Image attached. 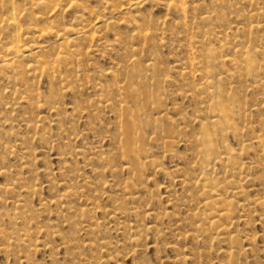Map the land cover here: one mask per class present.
I'll return each mask as SVG.
<instances>
[{"label":"rangeland","instance_id":"obj_1","mask_svg":"<svg viewBox=\"0 0 264 264\" xmlns=\"http://www.w3.org/2000/svg\"><path fill=\"white\" fill-rule=\"evenodd\" d=\"M104 1L97 0L93 4L97 13L84 22H91L93 27L97 21H109L112 3L108 0ZM117 1L126 6L127 3L137 0ZM185 1L186 11L181 13L167 6L170 0H143L139 7L126 13H117V11V14L113 15L114 20L118 22L115 30L112 27H106L105 23L100 27L97 25L92 28L97 30L96 33L103 38L98 43L93 42L91 48L87 46V43L85 44L84 52L82 51L83 54L88 53L86 56L84 54L85 57L82 52L76 54L78 52H75V47L69 46V49H63L56 45L51 50L54 51L53 58L61 57V60L55 62L57 71L55 73L58 74L59 70L63 73L68 69L73 71V75L79 76L71 79L73 82L67 83L66 86H62L66 80L57 78L52 85L47 76L33 74H28V82L34 84L31 91L25 90L18 81L11 80L9 84L7 80H0V185L20 183V186L14 187L13 190L0 193V264H28V262L29 264H264V207L252 204L255 198L264 197V82L260 87H252V77L238 76L236 69H234L235 73L232 69V73L227 75L224 72L226 67L208 66L204 58L208 49H214L216 54L220 53L219 41L214 37L221 35V32L227 33L226 46L229 47L235 46L238 41L243 42L245 47L260 44L264 30L251 34L248 29L250 24L264 21V0H251V5L246 0ZM200 1H202L201 4H199ZM258 8L259 12L256 10ZM253 11L257 13V16L250 17L248 14H252ZM132 17L139 19L136 22L148 34L149 39H145L144 36L141 38L132 36L137 27L136 23L131 22ZM205 17L207 19H203ZM192 18L195 19L192 20ZM226 29L228 31H225ZM231 36L235 40H232ZM203 38H208L209 47L205 44L194 49L192 47L194 42ZM113 39H116L115 42ZM46 40L51 43L49 44L51 47L56 44L53 37ZM109 40L110 43H108ZM40 41L42 39H39L36 44ZM194 50L196 53H193ZM193 55L203 60L204 68L191 70L190 60L194 57ZM263 56L264 54L259 57L260 61L264 59ZM199 59H196L195 63ZM135 60L138 62L137 67ZM61 63L64 64L60 66ZM148 63H151V66ZM176 66L178 69L175 68ZM135 68L137 70L133 86L138 88L139 92L146 90L147 87H153L154 75L157 78L160 76L163 81L165 79L159 89L165 108L169 106L165 119H160L161 124H168L166 125L169 127L168 133L160 135L153 125L145 127L146 138L140 155L143 163L140 170L141 177L136 176L134 170H127L128 161L121 157L119 149L122 141L119 111L124 106L120 93L123 92L125 81ZM108 71H112L113 76L106 75ZM208 74L214 75L218 89L219 87L222 89V96L217 95L213 98L210 91L201 86L202 78ZM220 78H222L221 82H219ZM75 79L79 80L78 83ZM99 82L106 83L105 85L116 83L112 99L114 95L115 97L117 95L116 101L119 103L113 99L112 105L103 104L102 108L93 105L100 96L96 89ZM52 88L58 90H56L55 100L49 97L52 95ZM241 89L243 90L240 91ZM229 94L233 96L232 102H230ZM225 96L228 98L226 99ZM217 100L230 103L232 115L235 116L236 132L233 129L222 130L211 123L213 109L210 104L211 101ZM76 102L80 105H76ZM92 115L94 118L91 117ZM158 116L155 111L154 114L149 115V118L154 122ZM239 117L244 119L239 120ZM143 118L148 117L143 116ZM201 123L214 126L212 129L216 132L215 142L221 152H224L226 148L235 150L234 159L238 163L236 168H232L226 156L223 155L222 161L213 163L215 171L202 172L206 159L195 140L200 136ZM259 134L263 137L262 144L256 142L254 138ZM166 140H169L171 144L165 145ZM92 145L96 150H102L98 151L101 153V158L92 157L90 153L87 157L79 154L84 147H93ZM24 151H28V155L24 154ZM66 158L72 159L71 162L66 161ZM65 162L67 163L64 164ZM116 166L118 167L115 168ZM120 166L123 168L121 169ZM88 180L92 181L88 182ZM83 181L89 183V187H83L85 195L78 199L71 198L72 201L69 199L61 206L56 203V195L65 192L66 184L70 187L71 183L73 187L77 182L79 183L76 184L77 186L83 185ZM210 184H215L217 189L210 190ZM102 185L104 188L101 187ZM90 189L92 190L88 191ZM139 191L143 194L140 195ZM238 191L241 192L238 193ZM140 197L142 199H139ZM246 200L247 207L244 204ZM47 201H52V206ZM138 201L139 203H136ZM206 201H211V204L206 205ZM238 202H240L239 206ZM213 203L219 208H227L230 218H215L214 225L210 223V218L205 219L211 215ZM146 209L147 211L144 212ZM250 209L252 211H249ZM86 225H90L91 230L85 231ZM149 226L153 227V230L147 231L146 227ZM223 227H225V233L220 234V229ZM79 231L82 233L79 234ZM25 232L30 235V241L26 244L22 240ZM53 237H55L54 240ZM247 237H254L255 241L248 242ZM19 242L24 244L21 245ZM72 242L74 246H71Z\"/></svg>","mask_w":264,"mask_h":264},{"label":"bare ground","instance_id":"obj_2","mask_svg":"<svg viewBox=\"0 0 264 264\" xmlns=\"http://www.w3.org/2000/svg\"><path fill=\"white\" fill-rule=\"evenodd\" d=\"M97 0H0V80H7L8 83L11 82V80H15L18 81V84L21 85L23 88H25V90L27 91H31L33 88V85L30 84L29 81V76L28 74H33L36 76H47L50 81L51 84L53 85V83H55L56 79L58 78L59 80H66V83L63 84L62 86H66L67 83H71L73 81H71V79L73 78H78V75H73V71H69L68 69L61 73V71H58V74L55 73L56 71V65L55 62H59L61 60V57H57V58H53L54 56V51L52 52L51 50H53L52 48L56 47V45L58 46V48H63V49H67L69 46L75 47V52H78L76 54H80L84 47H86V43L87 46H89L91 48V44L93 42L98 43L100 40H102V36L99 33H96L97 30H93L92 28H95L97 25V27H100V25L104 24L106 25V27L108 28H113L114 30L116 29V27H118V22H116V20H114V16L117 13H126V11H130L134 8L139 7L142 3L143 0H137V1H133L130 3H127L128 5H122L120 4L117 0H108L109 2L112 3L111 7V17H108L109 21H97L95 26L92 27L91 22H84V21H88L86 19H91L92 17H94L96 15V11L93 8V4L96 2ZM107 1V0H105ZM104 1V2H105ZM149 1V0H148ZM153 1V0H151ZM168 1V0H167ZM185 0H170V2L167 4V6L170 9H174L178 12H185L186 9L184 7ZM202 1L199 2V4H201ZM241 2V1H240ZM245 2V1H244ZM246 2L251 5V0H246ZM163 3V2H162ZM254 4V3H253ZM252 4V7H253ZM160 5V4H159ZM189 5V4H188ZM162 6V5H161ZM221 6V5H219ZM257 6V5H256ZM193 7V5H192ZM195 8V7H194ZM193 8V9H194ZM264 8V7H263ZM191 9V8H189ZM188 9V10H189ZM195 10V9H194ZM211 10H215V8H211ZM259 12V8L256 9ZM118 11V12H117ZM221 11V10H220ZM117 12V13H116ZM210 12V11H209ZM262 12V11H261ZM115 13V14H114ZM129 13V12H128ZM135 13V12H134ZM169 13V12H168ZM245 13V12H244ZM109 14V13H108ZM220 14V13H219ZM246 14V13H245ZM114 15V16H113ZM142 15V14H140ZM230 15V14H228ZM250 17L251 16H257V13L255 11H253L252 14H248ZM259 15V14H258ZM189 16V15H188ZM247 16V17H249ZM137 17V16H136ZM136 17H132L131 18V22H134L137 24V20H139ZM201 17V16H200ZM221 17V15L219 16V18ZM147 18V17H146ZM199 18V16H198ZM243 18V17H242ZM85 19V20H84ZM149 19V17H148ZM167 19V18H166ZM195 19V18H194ZM192 18V20H194ZM203 19H207V17L203 18ZM224 19V18H223ZM249 19V18H247ZM144 22V19H142ZM181 20V19H180ZM222 20V18H221ZM225 20V19H224ZM229 20V19H228ZM250 20V19H249ZM150 21V20H149ZM167 21V20H166ZM196 21V20H195ZM248 21V20H246ZM140 22H142L140 20ZM193 22V21H192ZM200 23L202 22L201 20L199 21ZM249 22V21H248ZM256 22V21H255ZM264 22V21H263ZM261 22H257L255 24H250L249 25V33L253 34L255 32L264 30V23ZM122 23V22H121ZM146 23V21H145ZM144 23V24H145ZM152 22H150L151 24ZM166 23V22H165ZM246 23V22H245ZM123 24V23H122ZM143 24V25H144ZM149 24V25H150ZM153 24V23H152ZM162 24V23H161ZM160 24V25H161ZM202 24V23H201ZM231 24V23H230ZM243 24V23H242ZM148 26V25H147ZM226 26V25H225ZM224 26V27H225ZM151 28V26H149ZM149 27H147L149 29ZM159 27V25H158ZM161 27V26H160ZM163 27V26H162ZM227 27V26H226ZM236 27V26H235ZM248 27V26H247ZM144 28V27H143ZM156 29V28H155ZM159 29V28H158ZM161 29V28H160ZM202 29V28H201ZM199 30V28H198ZM117 31V30H116ZM132 31V30H131ZM149 31H151L149 29ZM169 31V30H168ZM225 31H228L227 29ZM105 32V31H104ZM125 32V31H124ZM221 35H216L214 38H216L217 41H219L220 44V53L216 54V51H214V49H208L209 45H207V40L208 38H203L201 40L195 41L194 45H192V47L195 49L196 48H200L202 46H204L205 44L208 46V52L205 55V59L207 60L208 66H219V67H226L227 69L224 70V72L229 75L231 72V70L236 69L238 71V76H243V75H248L250 77H252L251 79V86H257L260 87L262 86L263 82H264V72H262V69H264V59H262V61H260L259 57L261 55L264 54V36L262 38V42L258 45H252V46H244V43L241 41H238L235 43V46H226V44H228L227 38L228 35L226 32H221ZM231 33V31H230ZM248 33V34H249ZM112 34V33H111ZM119 35V33H117ZM116 34V35H117ZM123 34V31H122ZM155 34V33H154ZM207 34V33H205ZM204 34V36H205ZM224 34V35H223ZM148 34H146V32L141 28L140 25L137 24L136 27V31L133 33V37L134 38H141L142 36L145 37V39H149V37L147 36ZM168 35V34H167ZM250 35V34H249ZM121 36V35H120ZM208 36V34L206 35ZM242 36V35H241ZM248 36V35H247ZM246 36V37H247ZM54 38L55 39V43L53 44L51 47L49 44V41L46 40L50 38ZM232 37V36H231ZM245 37V36H244ZM250 37V36H249ZM248 37V41L249 40ZM130 38V37H129ZM186 38V37H185ZM235 38V37H234ZM243 38V37H242ZM42 39V41L38 42L36 44V42ZM157 39V38H156ZM232 40L233 37L231 38ZM261 39V38H260ZM116 39H113V41ZM143 40V38H142ZM112 41V40H111ZM118 41V38H117ZM131 41V40H130ZM148 41V40H147ZM260 41V40H259ZM115 42V41H114ZM121 42V41H120ZM127 42V41H126ZM125 42V43H126ZM110 43V40L109 42ZM127 43H130L129 41ZM149 43V42H148ZM190 43V42H189ZM249 43V42H248ZM246 43V44H248ZM107 44V43H106ZM159 44V43H158ZM196 44V46H195ZM257 44V43H256ZM109 45V44H108ZM114 45L116 46V44L114 43ZM149 45L152 46V44L149 43ZM162 46V44H160ZM150 46V47H151ZM159 46V45H158ZM167 46V45H166ZM93 47V46H92ZM141 47V46H140ZM191 47V46H190ZM56 48V49H58ZM69 49V48H68ZM114 49V48H113ZM149 49V48H147ZM71 50V48H70ZM70 50L68 52H70ZM127 50V49H126ZM129 50H131L129 48ZM150 50V49H149ZM148 50V51H149ZM156 50V49H155ZM58 51V50H57ZM89 51V50H88ZM96 51V50H95ZM102 51V50H100ZM104 51V50H103ZM141 51V49H140ZM147 51V50H146ZM56 52V50H55ZM84 52V51H83ZM82 52V54H83ZM131 52V51H130ZM64 53V52H63ZM87 53V52H86ZM86 53L85 56H86ZM193 53H196V50L193 51ZM198 53V51H197ZM56 54V53H55ZM70 54V53H68ZM83 54V57H85ZM88 54V53H87ZM96 54V53H95ZM120 54V53H119ZM129 54V53H128ZM57 55V54H56ZM139 55V54H138ZM189 55V54H187ZM203 55V54H202ZM201 55V56H202ZM59 56V55H58ZM149 56V55H148ZM194 56V55H193ZM74 57V56H73ZM264 57V56H263ZM119 58V57H118ZM190 58V57H189ZM76 59V58H74ZM121 59V58H120ZM199 59V56H194L191 58L190 62H191V70H194L196 68H204V66L202 64H204L203 60H198V62L195 63V60ZM74 61V60H73ZM126 61V60H125ZM142 61V60H141ZM122 63V62H121ZM127 63V62H126ZM125 63V64H126ZM145 63V62H143ZM155 63V62H154ZM64 63H61L60 66H62ZM76 64V63H75ZM87 64V63H86ZM85 64V65H86ZM115 64V63H114ZM123 64V63H122ZM189 64V63H188ZM59 65V63H58ZM70 65V64H69ZM129 66V64H127ZM135 65L136 67L138 66V62L135 60ZM149 66H151V63H148ZM76 66V65H75ZM126 66V65H125ZM159 66V65H158ZM93 67V66H92ZM91 67V68H92ZM76 68V67H75ZM85 68V67H84ZM120 68V67H119ZM144 68V67H143ZM147 68V67H146ZM176 69H178V67H175ZM77 69V68H76ZM73 70V69H72ZM136 68L132 70L131 75L127 78V80L125 81V86L123 88V92L120 93V97H121V101L124 103V106L122 107V109L119 111V125H120V131H121V135H122V141H121V145H120V152H121V157L125 158L128 161V164L126 166L127 170L129 171H135L136 176L141 177V168L143 166V163L140 159V155L143 152V148L142 145L145 141V127L147 125H153L154 127H156L159 131V134L162 135L161 133H168L169 132V127L166 126L168 125L166 122L167 120H165L166 125L161 124L160 119H165L166 116V110L169 108H165V104H163V100L161 97V90L159 89L161 87V85L164 83V81L160 78V76L157 78L156 75H152V77L154 78V82H153V87L149 88L147 87L146 90H141V92H139L134 86H133V82H134V75L136 73ZM146 70V69H143ZM150 70V69H148ZM153 70V69H152ZM77 71V70H76ZM57 72V71H56ZM104 72V71H103ZM126 72V71H125ZM141 72L142 69H141ZM75 73V72H74ZM97 73V72H96ZM105 73V72H104ZM235 73V70H234ZM151 74V73H150ZM201 74V73H200ZM92 75V74H89ZM103 75V74H102ZM106 75H110L113 76V72L112 71H108L106 73ZM119 75V74H118ZM142 75V73H141ZM144 75V74H143ZM162 75V74H161ZM125 77V75H123ZM151 76V75H150ZM170 76V75H169ZM233 76H235V74H233ZM44 77V78H45ZM107 77V76H106ZM151 77V79H152ZM165 77V76H164ZM247 77V76H246ZM245 77V78H246ZM145 78V77H143ZM108 79V78H107ZM123 79V78H122ZM126 79V78H125ZM221 79H219V82H221ZM76 80V79H75ZM96 80V79H95ZM112 80V79H111ZM110 80V81H111ZM145 80V79H144ZM15 81L13 83H15ZM79 81V80H78ZM78 81L76 80V82L78 83ZM101 81V79H100ZM108 81V80H107ZM124 81V80H123ZM121 81V82H123ZM167 81V80H166ZM60 82V81H59ZM105 81H103L104 83ZM198 82V81H197ZM246 82V81H245ZM88 83V82H87ZM102 82L97 83V88L98 89V93H100V96L96 99V101L93 103L94 106H98L101 107L103 104L104 105H112V100L115 99V101L117 100V95L112 99V93H113V88L116 87V83H114L113 85H105ZM138 83V82H136ZM10 84V83H9ZM247 84V83H246ZM17 85V84H16ZM79 85V84H77ZM81 85V84H80ZM122 85V84H120ZM229 85V84H228ZM150 86V85H149ZM202 87H204L205 89L210 91L211 97L215 98L218 96H222L223 94L221 93L222 89L219 87L218 89V84L216 83V81L214 80V75L213 74H208V76L203 77L202 78ZM246 86V85H245ZM228 87V86H227ZM5 89V87H3ZM13 88V86H12ZM16 88V87H15ZM38 88V87H37ZM76 88V87H75ZM74 88V89H75ZM225 88V87H224ZM231 88V87H230ZM251 88V87H250ZM51 89V88H50ZM79 89V88H76ZM203 89V88H202ZM226 89V88H225ZM245 89V88H244ZM247 89V88H246ZM15 90V89H14ZM24 90V91H25ZM57 90V88H56ZM55 89L52 88L51 91V96L49 95L50 98L52 99H56V92ZM220 90V92L218 91ZM243 89H241L240 91H242ZM5 91V90H4ZM3 91V93H4ZM58 91V90H57ZM184 91V90H183ZM189 91L192 92L191 89H189ZM37 92V90H36ZM69 92V91H68ZM115 92V91H114ZM194 92V89H193ZM31 93V92H30ZM244 93V92H243ZM32 94V93H31ZM50 94V93H49ZM54 94V95H53ZM61 94V93H60ZM116 94V93H114ZM164 94V93H163ZM189 93H187L188 95ZM241 94V93H240ZM2 95V94H1ZM98 95V94H97ZM207 95V94H206ZM3 96V95H2ZM61 96V95H60ZM76 96V95H75ZM119 96V94H118ZM201 96V95H200ZM42 97V96H41ZM78 97H80L78 95ZM226 97V96H225ZM21 98V97H20ZM212 98V99H213ZM228 97H226L227 99ZM232 98L233 96L229 94V99L230 102H232ZM81 99V98H80ZM225 99V100H226ZM60 100V99H59ZM90 100V99H89ZM243 100V99H242ZM1 101V100H0ZM49 101V100H48ZM238 101V100H237ZM31 102V101H30ZM57 103V101H55ZM81 102V100H80ZM114 102V101H113ZM117 102V101H116ZM198 102V101H197ZM243 102V101H242ZM241 102V103H242ZM37 103V101H36ZM119 103V102H117ZM204 103V102H203ZM51 104V103H50ZM200 104V103H199ZM38 105V104H37ZM72 105V104H70ZM76 105H80L79 102H76ZM118 105V104H117ZM197 105V104H196ZM211 107L213 109V115H212V121L211 123L216 126V127H220L222 130L224 129H233L234 132L237 131V127L234 124V119L235 116L232 115V108L230 103H225L223 101H211ZM63 106V105H62ZM36 107V106H35ZM53 107V106H52ZM85 107V106H84ZM88 107V106H87ZM174 106H172L173 108ZM237 107V106H236ZM248 107V106H247ZM58 110V106L56 107ZM102 108V107H101ZM133 108V109H132ZM11 109V108H10ZM13 109V108H12ZM77 109V108H75ZM83 109V108H82ZM90 109V108H89ZM93 109V108H91ZM63 110V109H62ZM68 110V108H67ZM86 110V109H85ZM100 110V108H99ZM102 110V109H101ZM16 111V110H14ZM61 111V110H60ZM91 111V110H90ZM94 111V109H93ZM158 113V117L156 118V121H152L151 118H149V115L154 114V112ZM255 111V110H254ZM62 112V111H61ZM60 112V113H61ZM65 112V111H63ZM77 112V111H76ZM117 112V111H116ZM75 113V112H73ZM80 113V112H78ZM83 113V112H81ZM112 113V112H111ZM53 114V113H52ZM62 114V113H61ZM84 114V113H83ZM92 114V112H91ZM49 115L51 116V114L49 113ZM79 115V114H77ZM76 115V116H77ZM86 115V114H85ZM200 115V113H199ZM208 115V114H207ZM38 116V115H37ZM143 116H147L148 118L144 119ZM240 116V114H239ZM91 117L94 118V116L92 115ZM96 117V116H95ZM2 118V117H1ZM37 118V117H36ZM45 118V116H44ZM67 118V117H66ZM201 118V117H200ZM243 118L239 117V120H243ZM65 120V119H64ZM238 120V121H239ZM33 121V120H32ZM63 121V120H61ZM60 121V122H61ZM6 122V121H5ZM38 122V121H37ZM53 122V121H52ZM55 123V122H54ZM63 123V122H62ZM114 123V122H113ZM116 123V122H115ZM146 123V124H145ZM169 123V121H168ZM170 124V123H169ZM196 124V123H195ZM193 124V125H195ZM4 125V124H3ZM29 125V124H27ZM171 125V124H170ZM199 125V124H198ZM214 126H210L208 124L205 123H201V131H200V136L196 137V142L200 145V152L201 154L204 155L205 159H206V163L204 164V166H202V172L203 173H209L212 172L214 170V164L217 161H222L223 160V155L226 156V159L230 162L231 167L232 168H236L237 166V161L234 159L235 156V150L232 148H226L224 150V152H221L218 147L217 144L215 142V129H212V127ZM154 127H152L154 129ZM27 128V127H26ZM94 128V127H93ZM243 128V127H242ZM28 129V128H27ZM118 129V128H117ZM195 129V128H194ZM148 130V129H147ZM37 131V130H36ZM154 131V130H153ZM35 132V130H34ZM231 132V131H230ZM233 132V131H232ZM41 133V132H40ZM116 133V132H115ZM118 133V132H117ZM152 133V132H151ZM118 135V134H117ZM221 135V134H220ZM180 136V135H179ZM161 137V136H160ZM168 137V135H167ZM191 137V135L189 136ZM255 141L258 142L259 144H262V140L263 137L259 134L258 136L254 137ZM27 139V138H26ZM160 139L163 140V138L161 137ZM243 139V138H242ZM242 139H240L241 141H243ZM194 140V142H195ZM178 141V140H177ZM239 141V140H238ZM192 142V141H191ZM221 142V141H220ZM223 142V141H222ZM47 143V142H46ZM119 143V142H118ZM149 143V142H148ZM224 143V142H223ZM242 143V142H241ZM244 143V142H243ZM171 142L169 140L165 141V145H170ZM195 144V143H194ZM245 144V143H244ZM148 145V144H147ZM240 145V144H239ZM264 145V144H263ZM93 146V145H92ZM96 146V145H95ZM225 147V145H223ZM222 146V147H223ZM221 147V148H222ZM100 148V147H99ZM103 148V147H102ZM196 148V147H195ZM193 149V148H192ZM18 150V149H17ZM20 150V149H19ZM101 150V149H99ZM99 150H96L93 147H84L83 150L79 151V154H81L83 157H87V155H89L88 153H90V155L93 156H97L101 158V153L98 152ZM116 150V149H115ZM118 150V148H117ZM116 150V151H117ZM147 150V148H146ZM12 151V150H11ZM102 151V150H101ZM105 152V151H104ZM119 152V153H120ZM238 152V151H237ZM13 153V152H12ZM24 154L28 155V151H24ZM166 153V152H165ZM243 153V152H242ZM30 154V153H29ZM35 154V153H34ZM62 154V153H61ZM73 154V151H72ZM109 154V153H108ZM32 155V154H31ZM60 155V154H59ZM18 156V155H16ZM33 156V155H32ZM63 156V155H62ZM61 156V157H62ZM67 156V155H66ZM76 156V154H75ZM156 156V155H155ZM29 157V156H28ZM70 157V156H69ZM78 157V155L76 156ZM119 157V155H118ZM117 157V158H118ZM154 157V156H153ZM197 157V156H196ZM25 158V157H24ZM72 158V157H70ZM195 158V157H194ZM28 158H26L27 160ZM65 159V158H64ZM77 159V158H76ZM89 159V158H88ZM110 159V158H109ZM119 159V158H118ZM121 159V158H120ZM155 159V158H154ZM72 159H68L66 158V161H70L71 162ZM87 160V159H85ZM94 160V159H93ZM107 160V159H106ZM117 160V159H116ZM63 163V160H61ZM102 161V160H100ZM105 161V160H103ZM113 161V160H112ZM119 162H121L120 160H118ZM199 161V160H198ZM197 161V162H198ZM28 162V161H27ZM75 161H73L74 163ZM114 162V161H113ZM112 162V163H113ZM125 164V161H123ZM202 162V161H201ZM67 162H65L64 164H66ZM92 163V162H91ZM102 163V162H101ZM192 163V162H191ZM199 163V162H198ZM203 163V162H202ZM261 163V162H260ZM63 164V165H64ZM69 164V163H68ZM104 164V163H103ZM106 164V163H105ZM108 164V163H107ZM120 164V163H119ZM122 164V163H121ZM148 164V163H147ZM190 164V163H189ZM212 164V165H211ZM31 165V164H29ZM188 165V163H187ZM242 165V164H241ZM244 165V164H243ZM242 165V166H243ZM247 165V164H246ZM245 165V167H247ZM257 165V164H256ZM26 166V165H25ZM148 166V165H147ZM150 166V165H149ZM27 167V166H26ZM64 167V166H63ZM72 167V166H71ZM108 167V166H107ZM118 166H116L115 168H117ZM70 168V167H69ZM113 168V167H112ZM121 168V166H120ZM123 168V166H122ZM121 168V169H122ZM220 169V167H218ZM223 168V167H222ZM63 169V168H62ZM95 169V168H94ZM250 169V168H249ZM22 170V169H21ZM85 170V169H84ZM145 170V169H144ZM159 170V169H158ZM1 171V170H0ZM64 171V170H63ZM67 171V170H66ZM193 171V170H191ZM198 171V170H197ZM215 171V170H214ZM218 171V169H217ZM92 172V170H91ZM97 172V171H96ZM95 172V173H96ZM100 172V171H99ZM112 172V171H111ZM119 172V171H118ZM7 173V170H6ZM25 173V172H24ZM66 173V172H65ZM85 173V172H84ZM113 173V172H112ZM158 173V172H157ZM99 174V173H98ZM120 174V172H119ZM127 174V173H126ZM217 174V173H216ZM69 175V174H67ZM65 175V176H67ZM229 175V174H228ZM249 175V174H248ZM77 176V175H76ZM80 176V175H79ZM77 176V177H79ZM114 177V175H113ZM148 177V176H147ZM146 177V178H147ZM150 177V176H149ZM264 177V176H263ZM22 178V177H21ZM68 178V177H67ZM214 178V177H213ZM225 178V177H224ZM262 178V177H261ZM71 179V178H70ZM216 179V178H214ZM65 180V179H64ZM67 180V179H66ZM69 180V179H68ZM67 180V181H68ZM73 180V179H71ZM87 180V179H86ZM85 180V181H86ZM184 180V179H183ZM229 180V179H228ZM14 181V180H11ZM26 181V180H25ZM52 181V180H51ZM63 181V180H62ZM76 181V178H75ZM92 181V180H90ZM88 180V182H90ZM185 181V180H184ZM183 181V182H184ZM232 181V180H231ZM259 181V180H258ZM257 181V182H258ZM88 182H84L83 181V185H76L74 184L73 187H71V183H70V187L69 184L67 185V189L65 190V192L56 195V203H59L60 206L62 203L68 202L69 199L72 201L71 198H76L78 199V197L82 196L84 194V188L83 187H89V183ZM95 183V181H93ZM104 182V181H103ZM149 182V181H148ZM263 182V180H262ZM11 183V182H8ZM67 183V182H66ZM69 183V182H68ZM81 183V181H80ZM93 183V185H95ZM98 183V182H97ZM52 184V182H51ZM79 184V183H78ZM91 184V183H90ZM102 184V182H101ZM105 184V182H104ZM108 184V183H107ZM170 184V183H169ZM184 184V183H183ZM229 184V183H228ZM232 184V183H231ZM263 184V183H262ZM35 185V184H34ZM131 185V184H130ZM144 185V184H143ZM202 185V184H201ZM16 186H20V183H14L12 182V184H7V185H0V193H7L11 190H13L14 187ZM75 186V187H74ZM98 186V185H97ZM100 186V183H99ZM98 186V187H99ZM104 185H102L101 187H103ZM187 186V185H186ZM195 186V184L193 185ZM235 186V185H234ZM35 187V186H34ZM100 187V188H101ZM109 187V186H108ZM124 187V186H123ZM171 187V186H170ZM209 187L211 188L210 190H215L217 189V186L215 184H210ZM233 187V186H232ZM94 188V186H93ZM92 188V189H93ZM104 188V187H103ZM114 188V187H112ZM125 188V187H124ZM173 188V186H172ZM186 188V187H184ZM188 188V187H187ZM191 188V187H190ZM227 188V186H226ZM260 188V187H259ZM87 189V188H86ZM92 189L88 190L91 191ZM133 189V188H132ZM144 189V188H143ZM192 189V188H191ZM234 189V188H233ZM237 189V188H236ZM258 189V188H257ZM103 190V189H102ZM107 190H110L109 188H107ZM139 190V189H138ZM194 190V189H193ZM238 190V189H237ZM33 191V190H32ZM87 191V190H86ZM106 191V189H105ZM116 191V190H115ZM134 191V190H133ZM141 191V190H140ZM139 191V192H140ZM171 191V189L169 190ZM173 191V190H172ZM264 191V190H263ZM142 192V191H141ZM140 192V195L143 194ZM241 191H238V193ZM118 193V192H117ZM136 193V191H135ZM166 193H170V192H166ZM21 194V193H20ZM171 194V193H170ZM169 194V195H170ZM226 194V193H225ZM231 194V193H230ZM245 194V193H244ZM3 195V194H2ZM85 195V194H84ZM116 195V194H115ZM126 195V194H125ZM124 195V196H125ZM139 195V194H137ZM136 195V196H137ZM173 195V194H172ZM175 195V194H174ZM173 195V196H174ZM129 196V195H128ZM171 196V195H170ZM123 197V196H122ZM139 197V196H137ZM143 197V195L141 196ZM139 199H142V198ZM238 197V196H237ZM21 198V197H20ZM117 198V197H116ZM170 198V197H168ZM55 199V198H54ZM119 199V198H118ZM122 199V198H121ZM136 199V198H135ZM144 199V198H143ZM42 200V199H41ZM51 200V199H50ZM137 200V199H136ZM175 200V199H174ZM7 201V200H6ZM18 201V200H17ZM119 201V200H118ZM127 201V200H126ZM142 201V200H141ZM145 201V200H144ZM170 201V200H169ZM239 201V200H238ZM28 202V201H26ZM48 202V201H47ZM190 202V201H189ZM247 200L245 201V205H246ZM29 203V202H28ZM50 203L52 206V201L48 202ZM136 203H139L136 202ZM220 203V202H219ZM55 204V203H54ZM66 204V203H65ZM143 204V203H142ZM206 205H210L211 201H206L205 202ZM240 202H238V206H239ZM242 203V205H244ZM252 204H254L255 206H260V207H264V197H257L253 200ZM20 205V204H19ZM30 205V204H29ZM97 205V204H96ZM132 206V204H130ZM185 205V204H184ZM188 205V204H187ZM190 205V204H189ZM69 206V205H68ZM86 206V204H85ZM121 206V205H120ZM138 206V204H137ZM140 206V205H139ZM138 206V207H139ZM253 206V205H251ZM5 207H7V205H5ZM142 207V206H141ZM188 207V206H187ZM247 207V205H246ZM62 208V207H60ZM59 208V209H60ZM81 208V207H80ZM93 208V207H92ZM121 209H123L122 207H120ZM140 208V207H139ZM249 208V205H248ZM247 208V209H248ZM253 208V207H252ZM16 209V208H15ZM66 209V208H65ZM126 209V207H125ZM143 209H145L143 207ZM212 213L211 215H209L207 218L205 219H209L210 218V223L212 225H214L216 223L215 218L217 219H229V214H228V209L227 208H219L217 207L214 203L212 204ZM261 209V208H260ZM82 212H84L83 209H80ZM116 210V209H114ZM139 210V209H138ZM150 210V209H148ZM234 210V209H233ZM259 210V209H258ZM15 211V210H14ZM13 211V212H14ZM33 211V210H31ZM51 211V210H50ZM63 211V210H62ZM61 211V212H62ZM106 211V209H105ZM132 211V210H131ZM137 211V210H136ZM144 211V210H143ZM142 211V212H143ZM147 209L144 211L146 212ZM240 211V210H238ZM248 211V210H247ZM249 211H252V209H250ZM264 211V210H263ZM22 212V211H21ZM102 212V211H101ZM24 213V212H23ZM27 213V211H26ZM64 213V211H63ZM130 213V212H129ZM128 213V214H129ZM140 213V212H139ZM156 213V212H155ZM238 213V212H237ZM244 213V212H243ZM250 212H248L249 214ZM29 214V213H28ZM34 214V213H33ZM79 214V213H78ZM121 214V213H120ZM131 214V213H130ZM144 214V213H143ZM147 214V213H146ZM145 214V215H146ZM247 214V213H246ZM11 215V212H10ZM23 215V214H22ZM63 215V214H62ZM116 215V214H115ZM240 215V214H239ZM250 215V214H249ZM18 216V215H17ZM20 216V215H19ZM79 216V215H78ZM82 216V215H81ZM153 216V215H152ZM238 216V215H237ZM236 216V217H237ZM243 216V215H242ZM252 216V215H251ZM3 217H5L3 215ZM38 217V216H37ZM51 217V216H50ZM74 217V216H73ZM108 217V216H107ZM157 217V215L155 216ZM21 218V217H20ZM48 218V217H47ZM130 218V217H129ZM249 218H251L249 216ZM23 219V218H22ZM75 219V218H74ZM112 219V218H111ZM32 220V219H31ZM30 220V221H31ZM48 220V219H46ZM90 220V219H89ZM110 220V219H109ZM126 220V218H125ZM261 220V219H260ZM122 221V219H121ZM128 221V220H127ZM248 221V220H247ZM20 222V221H19ZM37 222V221H36ZM77 222V221H76ZM98 222V221H97ZM195 222V221H194ZM250 222V221H249ZM22 223V222H21ZM25 223V222H24ZM32 223V221H31ZM34 223V222H33ZM101 223V222H100ZM125 223V222H124ZM233 223V222H232ZM243 223V222H242ZM14 224V223H13ZM77 224V223H76ZM80 224V222H79ZM83 224V223H81ZM102 224V223H101ZM235 224V222H234ZM49 225V224H48ZM135 225V224H134ZM133 225V226H134ZM238 225V224H237ZM240 225V224H239ZM28 226V225H26ZM30 226V225H29ZM54 226V225H53ZM71 226V225H70ZM74 226V225H73ZM106 226V225H105ZM129 226V225H128ZM137 226V225H136ZM135 226V227H136ZM147 226V225H146ZM245 226V225H244ZM24 227V226H23ZM35 227V226H34ZM48 227V226H46ZM45 227V228H46ZM50 227V226H49ZM76 228V227H75ZM81 228V227H80ZM130 228V227H129ZM147 231L149 230H153V227L149 226L146 227ZM20 229V228H19ZM22 229V228H21ZM39 229V227H38ZM37 229V231H38ZM91 230V226L90 225H86L85 226V231L86 230ZM103 229V228H102ZM23 230V229H22ZM35 230V229H34ZM50 230V229H49ZM53 229H51L50 231H52ZM83 230V229H82ZM123 230V229H122ZM128 231V229H126ZM225 227L221 228L220 231L222 233L224 232ZM238 230V228H237ZM21 231V230H20ZM28 231V228H27ZM30 231V230H29ZM41 231V230H40ZM56 231V230H55ZM84 231V230H83ZM125 231V229H124ZM23 232V231H22ZM80 232V231H79ZM199 232V231H198ZM26 233V232H25ZM44 233V232H42ZM49 233V232H48ZM52 233V232H51ZM82 232H80L79 234H81ZM231 234V232H229ZM7 234V233H6ZM24 234V233H23ZM228 234V233H227ZM59 235V234H58ZM9 236V235H8ZM252 236V235H251ZM18 236H16L17 238ZM30 235L29 234H25L24 238H22L23 242H29ZM42 237V236H41ZM56 237V236H55ZM53 237V240L54 238ZM79 237V236H78ZM245 237V235H244ZM13 238V237H12ZM19 238V237H18ZM68 238V237H67ZM70 238V237H69ZM76 238V237H75ZM215 238V236H214ZM254 238V237H253ZM252 237H247L246 240L248 242H252L254 239ZM35 239V238H34ZM70 239H73V237H71ZM78 239V238H77ZM75 239V240H77ZM80 239V237H79ZM225 239V238H224ZM22 240L20 242H22ZM52 240V237H51ZM228 240V239H227ZM35 241V240H33ZM80 241V240H79ZM212 241V240H211ZM230 241V240H229ZM255 241V240H254ZM19 242V243H20ZM223 242V241H222ZM7 243V242H6ZM51 243V242H50ZM53 243V242H52ZM55 243V242H54ZM74 242H72L71 246L73 245ZM81 243V241H80ZM96 243L98 245H100L97 241ZM219 243V242H218ZM9 244L10 241H9ZM21 244V243H20ZM24 244V243H23ZM21 244V245H23ZM41 244V243H40ZM82 244V243H81ZM84 244V243H83ZM250 244V243H249ZM34 245V244H33ZM58 245V244H57ZM247 245V244H246ZM10 246V245H9ZM14 246V245H13ZM62 246V245H61ZM69 246V245H68ZM74 246V245H73ZM88 246V245H87ZM55 248H57L56 246H54ZM253 247V246H252ZM246 248V247H245ZM223 249V248H222ZM227 249V248H226ZM248 250V249H247ZM32 252V251H31ZM30 252V253H31ZM236 252V251H235ZM78 253V252H77ZM223 253V252H222ZM243 253V252H242ZM235 255V254H234ZM238 255V254H237ZM78 256V255H77ZM236 256V255H235ZM80 261V260H79ZM29 264V262H28ZM81 264V263H80ZM88 264V263H87Z\"/></svg>","mask_w":264,"mask_h":264}]
</instances>
